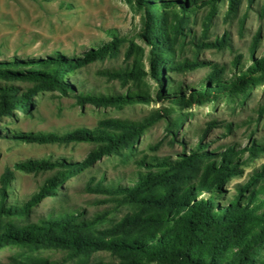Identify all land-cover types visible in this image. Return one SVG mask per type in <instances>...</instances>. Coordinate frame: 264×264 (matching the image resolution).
Segmentation results:
<instances>
[{
    "label": "trees",
    "instance_id": "16d2710c",
    "mask_svg": "<svg viewBox=\"0 0 264 264\" xmlns=\"http://www.w3.org/2000/svg\"><path fill=\"white\" fill-rule=\"evenodd\" d=\"M221 0H132L140 13V28L136 33L145 49L130 43L124 58L130 65L120 70L105 71L122 85L131 82L133 88L123 94L90 95L75 93L79 107H116L134 103L167 102L171 108L156 110L138 122L108 119L94 129H75L62 135L54 133L12 132L3 135L28 143L68 144L89 143L94 149L79 162L30 160L15 163L0 177V250L17 248L9 264H264L258 259L257 248L264 242V165L253 170L243 184H236L233 193L228 184L243 174L247 162L264 154V139L250 136L243 146H227L207 150L203 144L209 127L196 133L197 140L188 149L182 143L174 158L142 156L134 160L137 170L126 178L86 183L88 192L104 196L108 210L84 217L80 211L65 210L48 213L35 221L29 217L45 198L56 195L58 189L73 176L84 173L103 157L118 156L128 161L135 155L136 145L146 130L159 120L165 121V136L176 140L187 115L171 117L174 109L191 104L210 102L221 95H246L264 85V53L256 55L261 30L264 29V2L258 10L261 24L252 36L249 64L237 56L233 73L217 64L196 58H181L189 35V15L202 6L208 12L201 22L197 41L190 40L196 53L202 48L226 45L224 37L205 42L216 4ZM254 0H246L247 7ZM241 0H227L225 19L236 17ZM242 21V20H241ZM109 41L90 48L81 56H65L59 52L35 58L13 56L0 60V119L13 111L28 112L32 96L47 91L67 95L74 85L65 81L85 65L117 55L124 39L108 32ZM264 40V36L263 39ZM142 58L145 70L142 67ZM24 67H29L25 69ZM207 67L208 72L197 86L184 88L172 83L171 74ZM148 78L153 86L143 82ZM15 82H30L31 88L19 91ZM187 90V92H185ZM264 106L257 110V117ZM226 129H229L227 125ZM1 135V132H0ZM157 144L151 149L155 150ZM40 173L50 171L37 191L28 199L7 204V189L13 171ZM122 207L125 213L116 222L109 216ZM103 224H105L104 227ZM47 250H62L66 259L52 262L38 254ZM106 252L116 262H91L97 252Z\"/></svg>",
    "mask_w": 264,
    "mask_h": 264
},
{
    "label": "rangeland",
    "instance_id": "374dc122",
    "mask_svg": "<svg viewBox=\"0 0 264 264\" xmlns=\"http://www.w3.org/2000/svg\"><path fill=\"white\" fill-rule=\"evenodd\" d=\"M264 0H254L247 7L246 0H241L236 17L225 19L224 12L227 0L216 4V13L211 21L208 39L214 42L216 38L224 37L226 45L223 48L209 46L197 53L190 40L197 41L201 34V22L208 12V6H202L189 15V35L180 55L183 59H194L206 63L223 66L225 77L233 73L232 63L241 56L244 66L249 64V48L252 36L261 24L258 10ZM242 20V21H241ZM140 13L134 9L132 0H0V60L19 56L22 59L35 58L59 52L65 56H81L90 48L109 41L108 32H113L124 41L116 56L93 61L77 72L68 76L65 81L74 85V91L61 95L57 91H47L32 96L28 112L13 111L12 116L0 119V177L6 169L13 170L18 162L30 160H48L51 162L64 159L76 163L94 149L93 144H38L28 143L3 135L12 132H41L62 135L75 129H94L98 122L108 119L138 122L156 110L171 108L167 102L134 103L120 108L93 107L75 104V93L90 95L123 94L126 89L133 88L131 82L122 85L118 79L108 78L105 71H114L130 65L132 58H124L127 46L132 42L145 49L136 33L140 28ZM264 29L261 30L256 55L264 53ZM142 67L145 62L142 58ZM25 69L29 67H24ZM207 67L193 71L171 74V82H180L184 88L197 86L203 81ZM149 86L153 83L144 78ZM19 91L33 86L30 82H15ZM187 92V90H185ZM264 106V85L254 88L248 94L221 95L216 99L202 104H191L185 108L174 109L170 116L186 114L184 125L178 132L175 142L170 143L165 136V121L159 120L149 127L136 145L135 155L128 161L118 156L103 157L90 166L84 173L75 175L66 181L53 197L43 199L31 212L30 221L60 211H80L84 217H91L110 208L104 202V196L86 190L90 179L96 182L103 177L105 182L120 179L122 184L136 170L134 160L142 156L159 158H174L181 152L183 143L188 149L197 140L196 133L209 127L203 141L207 150H221L227 146H243L250 136L254 140L264 139V113L257 117V110ZM229 126L227 130L226 127ZM157 144L155 150L151 148ZM264 165V154L247 162L243 174L235 177L228 184V190L233 193L236 184H243L247 176ZM52 173H24L13 171L7 189V204L23 201L32 196L43 181ZM127 207H122L109 216L110 222H116L125 213ZM103 224L102 227H104ZM20 252L17 248L0 250V264H9L10 258ZM52 262H62L66 252L62 250H47L38 254ZM256 257L264 259V242L257 248ZM116 262L117 260L106 252L92 255L91 262Z\"/></svg>",
    "mask_w": 264,
    "mask_h": 264
}]
</instances>
